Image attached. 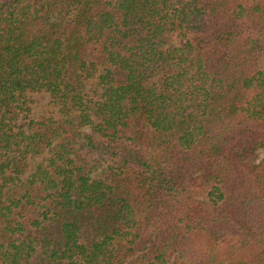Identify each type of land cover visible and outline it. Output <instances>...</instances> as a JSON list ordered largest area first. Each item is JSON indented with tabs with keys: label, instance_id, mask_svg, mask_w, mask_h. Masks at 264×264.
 <instances>
[{
	"label": "trees",
	"instance_id": "obj_1",
	"mask_svg": "<svg viewBox=\"0 0 264 264\" xmlns=\"http://www.w3.org/2000/svg\"><path fill=\"white\" fill-rule=\"evenodd\" d=\"M263 147L264 0L0 3V264H264Z\"/></svg>",
	"mask_w": 264,
	"mask_h": 264
},
{
	"label": "rangeland",
	"instance_id": "obj_2",
	"mask_svg": "<svg viewBox=\"0 0 264 264\" xmlns=\"http://www.w3.org/2000/svg\"><path fill=\"white\" fill-rule=\"evenodd\" d=\"M8 0H0V3H4ZM174 42L178 45L181 44V38L176 36L174 39ZM30 107H31V113L30 117L33 119H38L42 116H52L57 118V106L54 103L52 97L47 93H38L31 95V101H30ZM264 160V147L259 149L256 152V156L254 158V161L256 163L261 162Z\"/></svg>",
	"mask_w": 264,
	"mask_h": 264
}]
</instances>
